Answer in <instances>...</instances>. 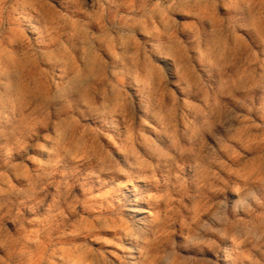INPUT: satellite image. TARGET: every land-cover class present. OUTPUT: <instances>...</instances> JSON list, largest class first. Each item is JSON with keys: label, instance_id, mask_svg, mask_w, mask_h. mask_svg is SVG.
<instances>
[{"label": "clouds", "instance_id": "clouds-1", "mask_svg": "<svg viewBox=\"0 0 264 264\" xmlns=\"http://www.w3.org/2000/svg\"><path fill=\"white\" fill-rule=\"evenodd\" d=\"M0 264H264V0H0Z\"/></svg>", "mask_w": 264, "mask_h": 264}]
</instances>
